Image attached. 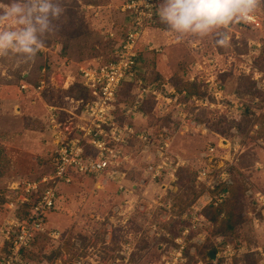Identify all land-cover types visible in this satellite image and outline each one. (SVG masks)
Here are the masks:
<instances>
[{"label":"rangeland","instance_id":"obj_1","mask_svg":"<svg viewBox=\"0 0 264 264\" xmlns=\"http://www.w3.org/2000/svg\"><path fill=\"white\" fill-rule=\"evenodd\" d=\"M123 1L61 0L65 11L52 21L53 31L43 38L32 60L14 54L0 56V196L7 192L14 196L9 186L18 178H38L51 170L54 143L44 126L49 108L70 107L66 96L76 98L74 95L84 93L78 84L69 91L57 88L59 74L71 71L77 75L80 63L108 59L124 33L127 15L121 9ZM253 13L261 19V26L245 19L234 21L223 29L230 38L224 47L214 43L217 37L212 33L178 37L155 19L139 42L143 70L154 76L155 68L168 82L178 85L194 82L198 94H203L207 79L214 76L223 84L221 97L229 96L237 103L227 98L220 100L221 106L215 98L213 105L189 103L186 118L192 123L187 122V132L177 133L176 127L161 131L174 110L151 109L149 105V112L123 114L136 90L135 83H125L118 92L119 117L146 129L157 142L160 133H170V149L184 165L177 167L171 183L167 174L152 180L146 169L153 158L144 154L140 140L132 139L125 145L128 155L122 187L89 175L75 177L66 189L62 183L55 208L47 215L46 231L39 233L26 253L30 264H68L81 258L98 264H165L172 260L178 247L175 239L189 224L181 216L193 209L201 191L195 172L205 162L199 161V152L222 137L240 143L230 171L235 179L231 208L225 206V211H234L236 227L222 234L226 228L223 217L215 223L207 219L187 236L185 260L179 264H264V199L256 194H264V0ZM44 66L45 78L53 76V82L45 81L42 90L22 88L23 74L37 82ZM60 111L64 118L65 112ZM175 119L178 128L179 119ZM227 150L225 146L222 154ZM170 158L177 161L174 155ZM5 208L0 201V229L8 212ZM202 229L205 236L197 241ZM51 231L59 232L58 236H51ZM1 243L0 230V247Z\"/></svg>","mask_w":264,"mask_h":264},{"label":"built area","instance_id":"obj_2","mask_svg":"<svg viewBox=\"0 0 264 264\" xmlns=\"http://www.w3.org/2000/svg\"><path fill=\"white\" fill-rule=\"evenodd\" d=\"M158 2L159 0H124L121 5L127 15L124 19V33L121 40L116 42L110 57L98 63H80L77 67L88 96L69 98L70 107L50 106L46 125L54 143L52 168L38 178H20L9 187L15 191V195L7 196L5 203L8 212L0 229L3 237L0 264H30L25 251L32 246L39 233L46 231L47 215L55 208L62 183L69 184L76 176L89 175L104 183H120L122 187L121 177L125 174L123 164L128 155L125 145L132 139L140 140L145 146L144 154L153 158L146 169L152 180L161 179L166 174L171 178L169 183L175 180L174 172L180 164L184 165V161L170 149L173 136L170 133H161L157 142L155 136L146 129L137 128L129 121L120 119L118 92L125 83L136 84L133 98L123 109V114L127 116L141 113V104L149 97L155 99L156 109L174 110L172 119L178 117L179 123H192L190 118H186L189 114L185 109L189 103H194L196 107L213 105L211 101L214 98L218 100V106L223 98L237 103V100L229 96L221 97L223 84L214 76L207 79L203 94L190 93L187 89L177 88L169 82L161 85L147 82L146 72L140 62L139 42L147 29L156 23ZM245 20L261 26V19L255 13ZM114 35L111 31L110 36ZM42 69L45 70V67ZM53 78L49 77L50 82H53ZM75 80V74L60 76L62 85L70 86ZM191 80L194 78L191 77ZM45 81L41 79L37 85L23 82L21 86L24 89L42 90ZM60 110L65 112L64 118L61 117ZM194 123L196 127L200 126L199 123ZM234 141L222 137L219 143H209L206 149L199 152V161L205 162L195 172L196 183L201 191L191 205L193 209L181 216L189 224L182 228V235L175 239L178 244L175 255L165 264H179L185 260L187 236L191 230H199L207 221L204 209L211 204H221L227 199L229 186L234 183V177L230 173L234 165L233 156L240 147L239 141ZM225 146L228 150L222 154ZM170 155H174L177 161L170 158ZM173 161L174 167L171 166ZM256 194L264 199V194L260 191ZM27 204L31 208L29 214L23 218L18 211ZM58 233L49 232L56 237ZM205 233L202 229L196 240L199 241L200 236L204 237ZM226 247L229 248V244ZM128 257L125 258L126 262ZM93 261L88 262L81 258L68 264H98Z\"/></svg>","mask_w":264,"mask_h":264},{"label":"clouds","instance_id":"obj_3","mask_svg":"<svg viewBox=\"0 0 264 264\" xmlns=\"http://www.w3.org/2000/svg\"><path fill=\"white\" fill-rule=\"evenodd\" d=\"M260 0H159L156 15L178 37H204L210 33L217 46L230 38L223 29L247 19ZM65 9L61 0H0V56L14 54L32 60L44 37L53 31L52 21Z\"/></svg>","mask_w":264,"mask_h":264},{"label":"trees","instance_id":"obj_4","mask_svg":"<svg viewBox=\"0 0 264 264\" xmlns=\"http://www.w3.org/2000/svg\"><path fill=\"white\" fill-rule=\"evenodd\" d=\"M44 67H45V70L42 69L43 67L41 68V73H40L41 74V78H39L37 80V82L32 81L29 78V74L27 73L28 74L27 76L23 74V76H22L23 77L22 78L23 79L22 83L23 82H29V83H32L33 82L32 84H36L37 85L39 83V81L41 79H43V78L46 79V81H48V83H49L50 82V80H48L49 77L48 78H45V76H46V74H45L46 73V66H44ZM154 70H155V68L152 70V72H154V76L151 75V73H149V72L146 73L145 78H146L147 82H154V83L159 84V85H161L162 83H168V80L169 79L167 80L166 78L163 77V75L160 72L154 71ZM75 84L76 85L77 84L80 85L81 88H82V90L84 91V93L78 94V95H74V96L76 98L87 97L88 96V91L83 86L82 81H81V77H80V74L79 73L76 75V80H75L74 85L69 90H72L75 87ZM170 84L176 86L177 88H180V86H181L182 88L187 89L190 93H197L198 92V86H197L198 84H196L194 82L193 83L192 82H190V83H184V85H178L176 82H174L173 80H171V83ZM133 95H134V93H133ZM149 105H152V108L151 109H156V101H155V99L153 97H149V98L145 99L142 102L141 107H140V111L141 112H149L147 110ZM120 119L124 120L123 118H120ZM169 119H170V121L168 122V124L167 125H164V126H162L160 128L161 131L164 130V129H166V128H168V130H170V131H173L174 130V127H176V123L173 122L174 120L172 119V116L171 115L169 116ZM234 187H235V179H234V183L231 186H229V195H228L227 199L223 203L216 204V205L215 204H211V205H208L204 209V212H205V214L207 216L208 221H211V222L215 223L218 220L219 217H221V216L223 217V219H224L223 221H224V223H226L225 224L226 225V228H223L224 230H221V233L222 234L223 233H226V232H232V230H234V228L236 227V225H235L236 222L233 223L234 216H232V215H234V211L232 209H229V210L227 209L225 211V208L227 206H228V208H231V203H229V202L231 201V198H233ZM0 201L3 202V204H4V202L6 201V194L4 196H0ZM30 208H31L30 204L24 205L23 208L21 209V211L19 212V215L21 217L25 218L29 214ZM214 232H216V231H214ZM218 232H220V231L217 230V233ZM39 235L40 234L37 235V237H36L35 241L33 242L32 246L29 247L28 249H26L25 253H27L28 251L31 250V248L35 244L36 240L39 238Z\"/></svg>","mask_w":264,"mask_h":264},{"label":"crops","instance_id":"obj_5","mask_svg":"<svg viewBox=\"0 0 264 264\" xmlns=\"http://www.w3.org/2000/svg\"><path fill=\"white\" fill-rule=\"evenodd\" d=\"M161 56V61H163V60H165V56L163 55V54H161L160 55ZM159 66V65H158ZM157 68V67H156ZM159 68V67H158ZM56 69H57V67H56ZM66 70H64V72H65ZM71 72V71H70ZM70 72H67L66 71V73H60L59 74V76H64V75H66V74H73V73H70ZM63 74V75H62ZM57 80V79H56ZM59 80H60V78H59ZM75 83V82H74ZM74 83L73 84H71L70 86H67L66 84L65 85H62L61 84V82L60 83H58V84H56V87L57 88H62V90H68L69 91V89L74 85ZM69 97L71 98V96H66V98H68L69 99ZM73 97V96H72ZM11 121H13V119H11ZM47 123H45L44 124V126H45V128H48V126L46 125ZM199 124H201V123H199ZM187 128H189V124L188 123H179V126H178V128H177V124H176V129H178L177 130V133H184V132H187L186 130H187ZM48 130H49V128H48ZM50 131V130H49ZM50 134H51V132H50ZM5 163H7L6 161H5ZM42 174H40V176H41ZM0 177H2V176H0ZM76 177H78V176H76ZM21 178V177H20ZM20 178H18V179H20ZM73 181H74V179H73ZM73 181L71 182V183H69V184H64V185H66L65 186V189L67 188V186L68 185H70V184H72L73 183ZM10 187V186H9ZM10 194L7 192L6 193V200H7V196H9ZM62 197V196H61ZM5 203H6V201L4 202V205H5ZM6 210H7V208H6Z\"/></svg>","mask_w":264,"mask_h":264},{"label":"water","instance_id":"obj_6","mask_svg":"<svg viewBox=\"0 0 264 264\" xmlns=\"http://www.w3.org/2000/svg\"><path fill=\"white\" fill-rule=\"evenodd\" d=\"M210 255H211L212 258H214L215 257V252L211 251Z\"/></svg>","mask_w":264,"mask_h":264}]
</instances>
